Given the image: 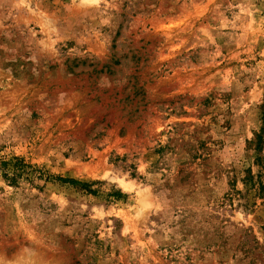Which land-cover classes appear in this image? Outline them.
<instances>
[{
    "label": "rangeland",
    "instance_id": "rangeland-1",
    "mask_svg": "<svg viewBox=\"0 0 264 264\" xmlns=\"http://www.w3.org/2000/svg\"><path fill=\"white\" fill-rule=\"evenodd\" d=\"M263 104L264 0H0V264H264Z\"/></svg>",
    "mask_w": 264,
    "mask_h": 264
},
{
    "label": "trees",
    "instance_id": "trees-1",
    "mask_svg": "<svg viewBox=\"0 0 264 264\" xmlns=\"http://www.w3.org/2000/svg\"><path fill=\"white\" fill-rule=\"evenodd\" d=\"M263 109H264V104H263ZM264 114V112H263ZM263 134H259L258 135V140L256 142V153L258 154L257 159H261V155L259 153L260 148L263 145ZM0 168L2 169V174L8 179L10 180L12 183H17L18 182V178L22 176V172L24 171V169L26 167H29V165H27L26 163H24V160L20 157H14L12 160L10 161H6V160H2L0 161ZM58 179L64 181V182H69L72 184H80L82 185L86 190L91 191V189H88L89 184L85 181H81V180H76V179H70V178H62V177H58ZM256 185V183H254Z\"/></svg>",
    "mask_w": 264,
    "mask_h": 264
}]
</instances>
